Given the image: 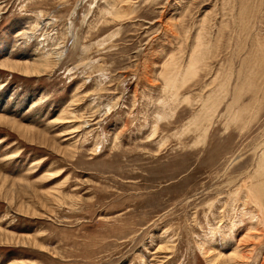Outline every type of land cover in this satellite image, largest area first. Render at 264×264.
Returning <instances> with one entry per match:
<instances>
[{"label": "rangeland", "instance_id": "374dc122", "mask_svg": "<svg viewBox=\"0 0 264 264\" xmlns=\"http://www.w3.org/2000/svg\"><path fill=\"white\" fill-rule=\"evenodd\" d=\"M1 64L0 264H264V0H0Z\"/></svg>", "mask_w": 264, "mask_h": 264}, {"label": "bare ground", "instance_id": "6f19581e", "mask_svg": "<svg viewBox=\"0 0 264 264\" xmlns=\"http://www.w3.org/2000/svg\"><path fill=\"white\" fill-rule=\"evenodd\" d=\"M111 3H113L112 5H111V7L112 8H115V10H116V12L118 13V12H120V10L117 8V6H114L115 5V2L114 1H111L110 2V4ZM117 5V4H116ZM60 58H61V55L60 56H58V52L56 53V59L59 61L60 60ZM48 60H49V58L47 57V56H45V57H43L42 58V60L41 61H43L42 63H43V65H45V66H49V62H48ZM0 67H2L3 69H12V70H18V71H20V72H22L23 74H25V75H41V74H43L44 72H45V70H46V67H44V66H40V67H37V66H33V67H31V66H26V67H13V66H10V65H8V64H1V66ZM24 130V129H23ZM256 192H259V188H256V190H255ZM255 192V193H256ZM260 193V192H259ZM260 199H261V197H260ZM261 202V201H260ZM259 202V203H260ZM258 203V202H257ZM261 204V203H260ZM260 206V205H259ZM262 207V206H261ZM261 209H263V207L261 208ZM253 218L254 217H250V222L251 223H255L256 221H254L253 220ZM260 225V224H259ZM258 226V225H257ZM236 256V255H235ZM237 263V262H236Z\"/></svg>", "mask_w": 264, "mask_h": 264}]
</instances>
